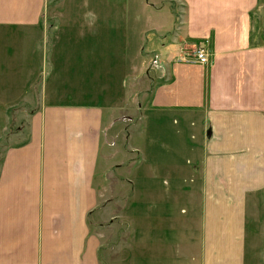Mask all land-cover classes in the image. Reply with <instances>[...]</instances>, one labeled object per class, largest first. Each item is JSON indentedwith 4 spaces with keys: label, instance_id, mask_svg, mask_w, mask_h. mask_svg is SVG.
I'll return each instance as SVG.
<instances>
[{
    "label": "crops",
    "instance_id": "crops-1",
    "mask_svg": "<svg viewBox=\"0 0 264 264\" xmlns=\"http://www.w3.org/2000/svg\"><path fill=\"white\" fill-rule=\"evenodd\" d=\"M70 5L0 0V106L46 107L30 114L28 141L0 164V264H107L94 213L128 223L129 264H264V0ZM177 9L179 38L206 43L208 64L159 46ZM56 22L92 32L66 39L72 51L83 43L80 69L66 60L64 85L82 91L81 101L57 100V61L43 70L56 48L48 42L60 41L46 33ZM122 23L147 32L122 35ZM155 43L163 59L154 66ZM123 49H138L133 78L141 71L148 84L130 127L107 64ZM122 79L118 72L120 88ZM42 86L50 98L29 93ZM107 220L103 229L113 228Z\"/></svg>",
    "mask_w": 264,
    "mask_h": 264
},
{
    "label": "rangeland",
    "instance_id": "rangeland-1",
    "mask_svg": "<svg viewBox=\"0 0 264 264\" xmlns=\"http://www.w3.org/2000/svg\"><path fill=\"white\" fill-rule=\"evenodd\" d=\"M59 1V7L61 4L66 3V5L68 7L71 8L70 3H72V1H76V0H58ZM77 1H81V0H77ZM115 0H105V2L109 5H112V3H114ZM118 1V0H116ZM123 1V0H122ZM174 3H171V7L173 6ZM174 9L175 6H173ZM64 8V5H63ZM109 8V7H108ZM110 9V8H109ZM107 10L106 12H110L113 13V10ZM63 12H66L67 10L62 9ZM69 11V10H68ZM71 11V10H70ZM179 11L181 14V10H175L172 13H174V17L173 19H175V25L171 26L169 29L170 30H165V39L164 37L162 38L161 35L157 34V42L160 43L159 46L161 45H165V50L167 52H172L174 53V55L176 56V59L178 58V60L180 61H185L188 59H192L194 56V50L200 45V43L197 42H191V41H182L181 37L179 38L178 36V32L180 30V27L178 28V25L180 23V21H178L179 18ZM123 12H127L126 15H128L129 17V12L127 10H123ZM138 16L141 18L142 12L139 10L137 11ZM125 15V16H126ZM62 16V15H61ZM49 23H51V20L48 21ZM107 30L104 31L105 35L107 37H109L110 34L114 33V26H106ZM119 28V30L121 29L122 31V35H125L126 33H134L135 37L140 35L146 30L145 26L142 25H137V26H130V25H125L124 23H122L121 26L116 27ZM117 32V31H116ZM152 32V31H151ZM46 33L50 34V35H57V37L59 36V40L58 42H54V41H50L48 42L49 46L50 44H54V47L56 48H52L51 49V54H49L48 60L45 61V63H43V70H45L46 68H50V61H57V72L56 74H52V76L54 75V80L57 82L56 85L60 86L61 88L55 90L54 92L57 93V100L58 101H67V95L70 94L69 96L71 97V95H75L76 97H78V101H81V99L83 98L82 95H80L82 91L78 90V89H74V90H67L64 88L65 85V79H66V74H65V67H66V60L69 58H73L74 62L78 61L77 65L75 64V66H77V69H80L81 67V57H82V42H73V44L78 47L80 46L78 49L76 48V50L72 51L75 48H70V50L68 49V42L66 41L67 37H69V35L73 34V35H82V34H92V32H89L86 30H79L78 32L71 31V30H66V26L64 23L60 24L57 23L54 25V27L52 28H48V31H46ZM78 33V34H77ZM119 33V31H118ZM177 33V34H176ZM55 35V36H56ZM139 37V36H138ZM137 39V38H136ZM143 39H139L138 42V46ZM158 43L156 44V49H154L153 51H155L151 57V63L150 65H157L160 63V61L163 59L162 58V54L159 53L158 50ZM109 47H111L110 45H113L112 42H107L106 43ZM1 45V44H0ZM59 46V47H57ZM1 47V46H0ZM58 48V50H57ZM113 48V47H112ZM111 48V49H112ZM117 50V47H116ZM143 60V58L138 56V49L137 51H133V49L127 50L126 52L121 51V58H115L112 60L111 59H107V64L112 63V65H114L116 72L114 80L112 78L113 85L112 88H114V91L111 90L112 93V97H114L116 99V102L118 103V101L122 102V105H120V113L123 117L122 120L123 123L129 125L128 127H130L131 124L136 125L138 122V117L137 114H139V110H138V103L139 101H141V98L144 97L147 93V78L146 76L143 74V72H138L137 75L138 77L133 78L135 73H132L133 70H135V68H137L138 65H140V62ZM72 61V59H71ZM112 61V62H111ZM149 65V66H150ZM42 68V66H41ZM47 69V70H48ZM120 70V71H119ZM156 71V70H155ZM118 72H120V77L122 76V87L120 88V84L119 82H117V75ZM157 73V72H156ZM156 76V74H155ZM48 77V75H47ZM133 78V79H132ZM138 78V80H136ZM106 79H110V77L108 75H106ZM129 79H132V81H129ZM146 81V82H145ZM43 85V84H41ZM49 86V85H48ZM43 89H37L35 88L33 91H29V93L32 95L33 93H35L36 97L39 96L38 94L41 95V97H45L44 93L46 92V97L47 99L50 98L51 93H47L48 89H44V86H42ZM85 92V91H84ZM87 92V91H86ZM85 92V93H86ZM83 93V92H82ZM30 95V96H31ZM34 95V94H33ZM85 98L87 99V93L86 95H84ZM120 96V97H119ZM2 97V90L0 88V98ZM118 98V99H117ZM115 104V103H112ZM116 108H118L117 106H114ZM46 109L45 106H39V105H10V106H0V164L3 161L5 152L11 148V147H17L20 146L24 143H26L28 141V138L30 137V128H29V123H28V119L30 114H32V112H37V111H41ZM119 110V109H117ZM116 110V111H117ZM24 117V118H22ZM140 118V117H139ZM130 120H132L130 122ZM127 132V129L126 131ZM130 158H134V154L131 155L130 154ZM123 171V173H122ZM119 176H122V174L124 175V177L126 178V175L128 174V170L127 167H125V169L123 168L122 170L119 171ZM128 178V177H127ZM128 183V181H127ZM165 187V186H164ZM128 189V188H127ZM123 190V194L128 193V191ZM106 190L108 191V187L106 188ZM101 202V201H100ZM99 202V203H100ZM124 205V203H121V207ZM101 210L103 208V204L102 202L99 204V207ZM97 208V209H98ZM96 211V209H95ZM108 216L105 217H99L96 213H94V215H91V230L92 232H94L95 234L99 235L100 238H105L106 239V244H105V249H106V258L108 263L107 264H113V261L116 262V264H119L120 260L123 262L122 264H129L130 263V259H128L129 256V251L127 250L129 247V238H130V234H129V225L128 223H125L124 221L122 222H118V219H111V220H107ZM107 220V226H110V224L113 225V222L115 223V225H113V228H116V231H118V233L116 234V231H114L113 228H106L103 229V221ZM101 225V226H100ZM110 240V241H109ZM115 241V243H114ZM119 241V242H117Z\"/></svg>",
    "mask_w": 264,
    "mask_h": 264
},
{
    "label": "built area",
    "instance_id": "built-area-1",
    "mask_svg": "<svg viewBox=\"0 0 264 264\" xmlns=\"http://www.w3.org/2000/svg\"><path fill=\"white\" fill-rule=\"evenodd\" d=\"M193 59L200 64H208L210 62L209 50L206 43H200V45L194 50Z\"/></svg>",
    "mask_w": 264,
    "mask_h": 264
}]
</instances>
